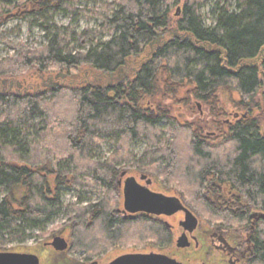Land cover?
I'll use <instances>...</instances> for the list:
<instances>
[{
	"label": "trees",
	"instance_id": "16d2710c",
	"mask_svg": "<svg viewBox=\"0 0 264 264\" xmlns=\"http://www.w3.org/2000/svg\"><path fill=\"white\" fill-rule=\"evenodd\" d=\"M70 1L0 0V28L30 20L47 39L25 50L0 32L14 51L0 60V81L19 82L0 85V248L25 241L65 209L70 247L54 264H86L131 247L180 254L171 252L164 222L120 212L119 167L175 189L206 226L244 233L251 214H264V114L256 112L258 97L264 101V0H218L211 27L200 13L211 0H116L99 29L80 33L51 23L62 12L84 14ZM227 108L240 115L225 123ZM103 143L112 151L97 158ZM134 143L145 144L139 157ZM67 191L78 194L77 204L63 205ZM95 192L100 199L83 204ZM249 236L250 264H264V218ZM187 251L188 263L206 259L203 248Z\"/></svg>",
	"mask_w": 264,
	"mask_h": 264
},
{
	"label": "rangeland",
	"instance_id": "374dc122",
	"mask_svg": "<svg viewBox=\"0 0 264 264\" xmlns=\"http://www.w3.org/2000/svg\"><path fill=\"white\" fill-rule=\"evenodd\" d=\"M3 1H8V0H3ZM13 1V0H9ZM116 0H71L70 2L72 3V7L79 12H84V14H70L66 12H62L56 16H54L51 20L52 24H55L60 27H70L72 30H74L77 33L83 32L84 30H97L100 28V26L103 23V19L106 16V10L105 7ZM218 0H211L207 3H205L201 9L200 13L204 19V25L206 27H211L214 25V15L213 11L216 10V5H217ZM234 6V5H233ZM176 7L173 6L171 8V12H175ZM99 17V18H98ZM1 35L8 40L11 44H13L15 47H20L25 50H35L43 47L47 43L46 39V33L35 26L34 24L31 23L30 20H22V19H12L8 22H6L1 28H0ZM110 36L105 35L103 37L99 38L100 43H105L109 40ZM14 54V51L8 48L6 45L0 43V60L4 59L6 57L12 56ZM264 77V76H263ZM264 81V78H263ZM234 99H238L236 95H233ZM227 99L224 98L223 101L225 102ZM258 101V108L256 112L258 113H263L264 114V101L260 100L259 97L257 99ZM230 109L228 112L229 117L223 118L222 121L227 123L231 119V115H237L239 116L240 114L234 111H231L232 108H227ZM176 112L178 111V114L175 112V116L178 115L180 116L179 120L183 122H189L190 119L188 118L185 110L183 108H177L175 107ZM195 110L200 114V116H203L205 109L201 104L195 103ZM227 115V116H228ZM255 115V114H254ZM264 118V117H263ZM195 119V120H194ZM192 121L193 123L197 124L195 121L199 120L197 118H194ZM205 119L201 117V122H203ZM163 126V133L165 139L170 138V131L167 126ZM261 128L262 132L264 134V119L261 122ZM145 149V144L143 143H134L130 147V152L136 156L139 157L143 150ZM112 148L109 146L107 143H103L101 146L97 148L96 151V156L97 158H106L109 156L111 153ZM118 170L120 171V175L118 176L116 186L117 189L121 195V200H122V187H123V181L127 177H134L139 184L143 185V182L139 180V177L141 175H146L148 174L143 173L140 170H137L136 167L133 168H124V167H119ZM125 173L124 177H121V173ZM158 184L153 185L150 187L153 190H157L160 193L166 195V196H176L179 197V193L170 187L161 185V182L159 180ZM118 182H121V185L118 186ZM181 197V196H180ZM83 204H89V203H95L97 202L100 197L99 195L95 193H87L86 195L83 196ZM123 201V200H122ZM122 201H121V206L120 210H122ZM62 203L64 206L69 205V204H77L78 203V194L76 192H64L63 197H62ZM71 214L68 213L65 209H62L61 213L55 216L47 225L44 226L43 230H30L28 231V235L30 237L26 239L23 242L20 243H9L6 248L7 250H15L17 248H30V247H36L39 243H48L51 240V237L53 235L58 234L59 232L62 231L61 236L67 241L69 239V234L72 231V224L69 222ZM183 220V214L178 213L174 216L171 217H165L163 219V222L165 224H168L169 228L172 229L173 231V238L177 239L181 234V229L178 226L179 221ZM198 229L200 231L203 230H211V226L208 227L205 225L204 221L200 220L198 218ZM208 228V229H207ZM198 229L194 232L193 235L197 234ZM42 233H47L44 236H41ZM65 234V235H64ZM245 235V232H244ZM1 249V248H0ZM192 251V247L190 249ZM175 251L173 249L171 252ZM147 252H158V253H163L166 255H173L176 259L180 260L182 257H187L189 252H181L180 254H173L169 253L167 250H159V249H149V248H144V247H131L127 249H122L114 252H110L109 254L106 255H101L98 257H93L91 258L90 262H95V261H100L101 264H106L107 262L111 261L115 257L126 254V253H147ZM178 252V251H177ZM80 255H76L75 259H80ZM183 260V259H182ZM190 260V259H188ZM214 258L211 260L208 259V263L212 262ZM186 264H199V262H194V263H188L186 259L183 260ZM201 262V261H200Z\"/></svg>",
	"mask_w": 264,
	"mask_h": 264
},
{
	"label": "water",
	"instance_id": "95a60500",
	"mask_svg": "<svg viewBox=\"0 0 264 264\" xmlns=\"http://www.w3.org/2000/svg\"><path fill=\"white\" fill-rule=\"evenodd\" d=\"M180 9H176V16ZM58 74L56 77H61ZM0 85L8 86L9 90L14 85L19 86L18 81L1 80ZM54 88V85L50 86ZM235 118L237 115L234 116ZM125 173H121L124 177ZM144 185L137 182L134 177H127L123 181L122 187V210L124 216L147 215L154 217H171L178 213L183 214V220L178 226L182 233L175 240V247L178 250H185L191 246L188 235H192L198 228V217L185 205L181 197L165 196L158 192H153L148 188L150 180L146 175L139 177ZM121 185V182H118ZM250 218L255 222L259 218H264V214L253 213ZM252 222V223H254ZM254 225V224H253ZM167 227L168 224H166ZM61 232L51 237L48 242L49 249L42 250L43 243L36 247L17 248L13 251L0 249V264H54L58 260V255L66 256L70 247L68 242L61 236ZM194 240V238H192ZM221 244L227 247L226 243L220 240ZM46 245V244H45ZM45 253H44V252ZM96 264V263H93ZM108 264H186L182 259H176L172 254L166 255L158 252L147 253H126L115 257Z\"/></svg>",
	"mask_w": 264,
	"mask_h": 264
},
{
	"label": "flooded vegetation",
	"instance_id": "af4514ba",
	"mask_svg": "<svg viewBox=\"0 0 264 264\" xmlns=\"http://www.w3.org/2000/svg\"><path fill=\"white\" fill-rule=\"evenodd\" d=\"M147 177L150 180V184L148 185V188L153 192H157L159 188H157V190H153L150 188L153 185L158 184L157 179L149 175ZM143 185H144V182H143ZM158 193L160 192L158 191ZM178 196L180 197V195ZM149 217L155 220L162 221V222H163V219L165 218V217H154V216H149ZM253 224L254 223H252V225L244 231L245 235L244 233H242V231L238 229L211 227V230L200 231L198 227L197 228L198 231L196 235H193L194 233L192 235H188V239L191 243V246L188 249H185V250L176 249L175 247L176 239L174 238H173L172 246L175 250H177L180 253L191 249V247H192V251H197L203 248L206 259L203 262L198 261L199 264H250L252 257H253V244L251 243L249 233L253 230ZM182 232L183 231L181 229V233ZM70 238H71V232L69 234V239L67 240L69 245H70ZM192 238H194V240H192ZM220 240L224 241L227 247H225L224 244H221ZM46 246L49 247L48 243H46ZM212 258H214V260L208 263V259L211 260ZM109 262H107L106 264H108ZM93 263L101 264L100 261L89 262L86 264H93Z\"/></svg>",
	"mask_w": 264,
	"mask_h": 264
}]
</instances>
